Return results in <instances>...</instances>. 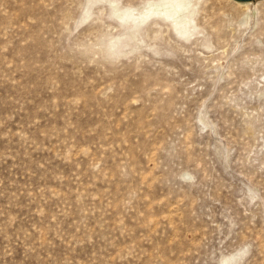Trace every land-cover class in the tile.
I'll return each mask as SVG.
<instances>
[{"label": "rangeland", "instance_id": "1", "mask_svg": "<svg viewBox=\"0 0 264 264\" xmlns=\"http://www.w3.org/2000/svg\"><path fill=\"white\" fill-rule=\"evenodd\" d=\"M0 264H264V0H0Z\"/></svg>", "mask_w": 264, "mask_h": 264}, {"label": "water", "instance_id": "2", "mask_svg": "<svg viewBox=\"0 0 264 264\" xmlns=\"http://www.w3.org/2000/svg\"><path fill=\"white\" fill-rule=\"evenodd\" d=\"M240 1H248V0H240Z\"/></svg>", "mask_w": 264, "mask_h": 264}, {"label": "bare ground", "instance_id": "3", "mask_svg": "<svg viewBox=\"0 0 264 264\" xmlns=\"http://www.w3.org/2000/svg\"><path fill=\"white\" fill-rule=\"evenodd\" d=\"M246 2H248V1H246Z\"/></svg>", "mask_w": 264, "mask_h": 264}]
</instances>
